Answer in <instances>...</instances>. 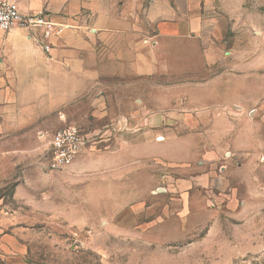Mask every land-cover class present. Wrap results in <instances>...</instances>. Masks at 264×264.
Here are the masks:
<instances>
[{
  "label": "rangeland",
  "instance_id": "rangeland-1",
  "mask_svg": "<svg viewBox=\"0 0 264 264\" xmlns=\"http://www.w3.org/2000/svg\"><path fill=\"white\" fill-rule=\"evenodd\" d=\"M82 1L68 0L77 16ZM168 1L189 29L222 33V55L192 72L105 80L39 129L0 137L1 214L12 220L0 264L17 254L23 264H264V0ZM127 116L134 130L113 128ZM71 125L97 133L96 146L79 166L50 170V140Z\"/></svg>",
  "mask_w": 264,
  "mask_h": 264
},
{
  "label": "crops",
  "instance_id": "crops-1",
  "mask_svg": "<svg viewBox=\"0 0 264 264\" xmlns=\"http://www.w3.org/2000/svg\"><path fill=\"white\" fill-rule=\"evenodd\" d=\"M92 1H82L87 10L77 16L68 8V0H15L25 15L46 6L62 33L46 52L42 41L25 29L0 31L1 138L27 128L39 129L77 99L92 97L94 90L103 91L105 80L131 83L179 73L184 67L192 72L193 66L215 64L218 54L223 53L222 33L212 36L201 29H189L194 24L185 21L183 8L172 7L168 0L148 5L145 0H113L111 7L104 0ZM148 124L138 127L143 138L150 136ZM113 126L116 130L135 129L129 116ZM122 153L125 161H135L129 149ZM144 154L151 157L146 151ZM75 162L72 166H79ZM24 190V182L17 181L15 204L24 201ZM4 206L0 199V230L8 221L12 224L1 214ZM6 243V237L0 235V247L7 248ZM8 260L10 264H23L18 254Z\"/></svg>",
  "mask_w": 264,
  "mask_h": 264
},
{
  "label": "built area",
  "instance_id": "built-area-1",
  "mask_svg": "<svg viewBox=\"0 0 264 264\" xmlns=\"http://www.w3.org/2000/svg\"><path fill=\"white\" fill-rule=\"evenodd\" d=\"M14 28L25 29L39 38L46 52L51 51V41L62 33V27L53 21L47 10L25 15L19 11L15 0H0V31L10 32ZM96 134H88L74 125L56 131L46 151L48 168L63 171L71 166L82 151L96 146Z\"/></svg>",
  "mask_w": 264,
  "mask_h": 264
}]
</instances>
